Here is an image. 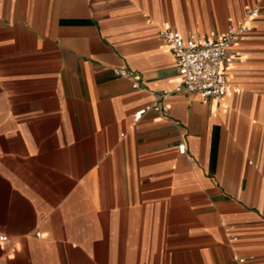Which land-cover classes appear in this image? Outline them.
<instances>
[{"label": "crops", "instance_id": "0c3cea01", "mask_svg": "<svg viewBox=\"0 0 264 264\" xmlns=\"http://www.w3.org/2000/svg\"><path fill=\"white\" fill-rule=\"evenodd\" d=\"M252 7L225 95L174 92L160 30ZM0 234V264H264V0H0Z\"/></svg>", "mask_w": 264, "mask_h": 264}, {"label": "built area", "instance_id": "2783aa9c", "mask_svg": "<svg viewBox=\"0 0 264 264\" xmlns=\"http://www.w3.org/2000/svg\"><path fill=\"white\" fill-rule=\"evenodd\" d=\"M258 14V7L245 9L244 21L236 26L229 25L225 33L214 37L185 38L178 30H160V37L169 45L177 63L179 82L173 91L196 92L204 99L224 96L227 90L226 68L233 59L230 47L248 31L245 21ZM117 73L125 77L129 75L125 69H119ZM169 93L170 91L163 90V98ZM145 109L136 111L134 119L137 120ZM178 149L179 152H184L185 144L180 143ZM7 239L6 234H0V244ZM244 261L243 257H237L234 264H244Z\"/></svg>", "mask_w": 264, "mask_h": 264}]
</instances>
